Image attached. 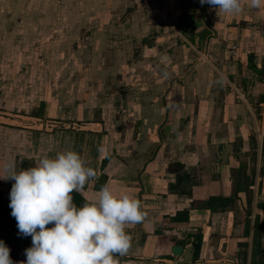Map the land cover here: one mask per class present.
<instances>
[{
	"label": "crops",
	"instance_id": "crops-1",
	"mask_svg": "<svg viewBox=\"0 0 264 264\" xmlns=\"http://www.w3.org/2000/svg\"><path fill=\"white\" fill-rule=\"evenodd\" d=\"M0 29L55 36L17 49L71 50V62L88 68L66 88L19 98L0 90V174L10 159L19 171L74 147L97 172L72 193L78 208L107 184L146 212L127 229L119 264H178L173 245L192 246L186 264H264V7L0 0ZM23 119L97 122L100 131H44ZM13 183L0 179V224L11 216Z\"/></svg>",
	"mask_w": 264,
	"mask_h": 264
},
{
	"label": "clouds",
	"instance_id": "clouds-1",
	"mask_svg": "<svg viewBox=\"0 0 264 264\" xmlns=\"http://www.w3.org/2000/svg\"><path fill=\"white\" fill-rule=\"evenodd\" d=\"M260 9L264 0H248ZM216 11L239 13L242 0H200ZM2 180H12L11 215L19 233L31 236L26 261L18 264H119L116 256L127 255L132 237L127 229L146 216L141 201L133 195L103 185L98 196L82 207L72 193L97 178L96 170L74 147L54 156L45 154L34 167L16 169L15 159L3 165ZM48 225H52L48 227ZM10 249L0 240V264H14Z\"/></svg>",
	"mask_w": 264,
	"mask_h": 264
},
{
	"label": "rangeland",
	"instance_id": "rangeland-1",
	"mask_svg": "<svg viewBox=\"0 0 264 264\" xmlns=\"http://www.w3.org/2000/svg\"><path fill=\"white\" fill-rule=\"evenodd\" d=\"M19 30L21 29L17 28L16 32ZM5 31L7 29H0V90L3 92V98H7L9 92H14V94L19 95V98L23 96L22 94L25 91L37 93L40 89L44 88L48 91L57 87L66 88L71 85V81L79 78L80 74L87 73L88 68L86 66H75L71 62V50L39 51L34 49H17L20 48V44H28L29 42H56L53 41L55 36H48L45 40V36L42 35L31 37L26 34H8ZM70 40L68 38L67 41ZM13 43L16 46V50H13L11 47ZM82 57L83 54L80 53L79 59ZM67 58L70 59L67 60ZM15 59L20 60V64L13 61ZM40 59L44 61L41 63ZM23 60H31V63L30 61L23 63ZM80 62L82 63V60ZM5 111L7 112V110ZM10 113H13V111L10 110ZM15 113H19V111H15ZM23 120H25L22 121L23 124L29 122V119ZM41 122H43V119ZM43 125L41 124V126Z\"/></svg>",
	"mask_w": 264,
	"mask_h": 264
},
{
	"label": "water",
	"instance_id": "water-1",
	"mask_svg": "<svg viewBox=\"0 0 264 264\" xmlns=\"http://www.w3.org/2000/svg\"><path fill=\"white\" fill-rule=\"evenodd\" d=\"M25 121V120H24ZM29 122H26L22 125L26 128H33V129H41L44 131H51L54 128H61V129H75L77 131L81 132H99L100 127L97 122H87V123H80V124H71L70 122H56L50 119L44 120V125L41 126V120L40 119H29ZM33 124V125H32ZM40 125V126H38ZM230 145L228 143L223 144L222 152L219 154V159L221 161H225V157L227 153L229 152ZM0 240H2L5 243V238L0 235ZM12 244L14 242H11ZM170 252L173 256H178L179 258L176 260V263L178 264H186L191 261L192 258V246L187 245L185 247L173 245L170 248ZM10 257L13 259L14 264H18V262L26 261V254L19 253L15 251L14 247L12 248V251H10Z\"/></svg>",
	"mask_w": 264,
	"mask_h": 264
},
{
	"label": "flooded vegetation",
	"instance_id": "flooded-vegetation-1",
	"mask_svg": "<svg viewBox=\"0 0 264 264\" xmlns=\"http://www.w3.org/2000/svg\"><path fill=\"white\" fill-rule=\"evenodd\" d=\"M51 226L48 225V227ZM0 235L5 238V244L9 247L10 251L14 247L15 251L25 254V249L29 248L32 243L31 236H23L19 233L16 220L12 215L8 216L3 224H0ZM11 242L14 243L12 244Z\"/></svg>",
	"mask_w": 264,
	"mask_h": 264
},
{
	"label": "built area",
	"instance_id": "built-area-1",
	"mask_svg": "<svg viewBox=\"0 0 264 264\" xmlns=\"http://www.w3.org/2000/svg\"><path fill=\"white\" fill-rule=\"evenodd\" d=\"M232 48V55L235 56V52H234V46L231 47ZM261 130L264 132V124L261 125Z\"/></svg>",
	"mask_w": 264,
	"mask_h": 264
},
{
	"label": "trees",
	"instance_id": "trees-1",
	"mask_svg": "<svg viewBox=\"0 0 264 264\" xmlns=\"http://www.w3.org/2000/svg\"><path fill=\"white\" fill-rule=\"evenodd\" d=\"M74 197V196H73Z\"/></svg>",
	"mask_w": 264,
	"mask_h": 264
}]
</instances>
